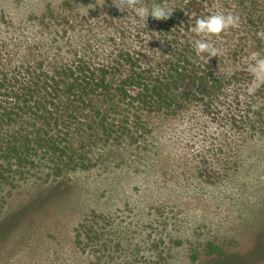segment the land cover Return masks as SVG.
<instances>
[{
    "label": "rangeland",
    "instance_id": "374dc122",
    "mask_svg": "<svg viewBox=\"0 0 264 264\" xmlns=\"http://www.w3.org/2000/svg\"><path fill=\"white\" fill-rule=\"evenodd\" d=\"M102 1L0 0V12L12 19L7 29L24 33L32 44L46 26L32 23V16L67 4L87 21L71 30L58 28L70 43L56 57L71 59L76 53L96 67L124 49L138 65L156 62L157 49L137 16L122 25L104 20L98 25ZM209 3L201 18L223 13L236 19L219 34H201L218 58H234L247 75L236 90L219 97L209 117L194 104L176 107L168 116L131 109L129 127L137 131L135 137L92 147L88 170L55 180H27L3 194V219L30 209L0 239V264H201L208 242L225 253H246L253 240L252 259L264 256V236L256 237L255 227L264 209V135L240 142L231 126V119L244 113L245 87L264 82L252 71L256 60L264 58V0ZM20 51L12 50L14 60ZM110 117L114 123L122 120L119 114ZM37 197L45 200L36 203Z\"/></svg>",
    "mask_w": 264,
    "mask_h": 264
},
{
    "label": "trees",
    "instance_id": "16d2710c",
    "mask_svg": "<svg viewBox=\"0 0 264 264\" xmlns=\"http://www.w3.org/2000/svg\"><path fill=\"white\" fill-rule=\"evenodd\" d=\"M154 3L172 13L167 20L149 16L144 23L139 18V26L157 49L156 62L144 61V67L124 49L96 67L76 58V53L71 59L56 57L61 47L70 43L59 31L71 30L77 23L83 26L81 23L87 21L67 4L47 7L32 16V23L46 25L40 41L32 44L26 43L24 33L7 29L12 19L0 12V239L30 209L21 208L3 219V194L27 180H55L88 170L92 147L135 137L137 131L129 127L131 109L168 116L176 107L194 104L209 117L218 98L235 91L247 76L236 67L234 58L228 56L223 61L216 53L195 50V41H208L193 28L209 0H137L135 6L150 7ZM98 10L102 13L99 26L104 21L122 25L136 16L134 8L120 0H103ZM5 39L12 41L10 46ZM61 41L65 43L59 44ZM253 42L257 51L259 45L255 39ZM17 48L21 49L20 57L14 60L12 50ZM36 49L42 54L35 56ZM71 53L67 49V54ZM112 68L118 74L110 73ZM250 86L243 88L244 113L231 119L240 142L264 135V82ZM111 114H119L121 122L114 123ZM42 200L45 198L37 197L36 203ZM263 214L264 209H259L256 237L264 236ZM256 249L255 240L246 253H225L208 242L201 264H264V256L252 259Z\"/></svg>",
    "mask_w": 264,
    "mask_h": 264
},
{
    "label": "clouds",
    "instance_id": "9594fccd",
    "mask_svg": "<svg viewBox=\"0 0 264 264\" xmlns=\"http://www.w3.org/2000/svg\"><path fill=\"white\" fill-rule=\"evenodd\" d=\"M120 2L122 4L126 3L130 8H134L136 16L144 21V23L149 16L157 21L167 20L172 13L171 10H168L156 3L152 4L150 7H145L143 5L136 7L135 5L137 0H120ZM76 6L80 5L77 4ZM80 7L87 8L88 6ZM235 23L236 19L231 14L225 15L223 13H214L206 17L196 19L193 31L197 34H204L205 36L216 35L228 27L233 26ZM194 48L197 53H208L210 55H214L216 51L204 40L195 41ZM252 71L258 78H264V58L256 60L252 67Z\"/></svg>",
    "mask_w": 264,
    "mask_h": 264
}]
</instances>
